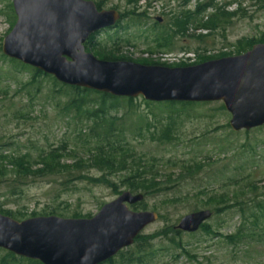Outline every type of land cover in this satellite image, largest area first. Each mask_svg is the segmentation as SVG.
<instances>
[{
  "label": "rangeland",
  "instance_id": "obj_1",
  "mask_svg": "<svg viewBox=\"0 0 264 264\" xmlns=\"http://www.w3.org/2000/svg\"><path fill=\"white\" fill-rule=\"evenodd\" d=\"M87 1L101 2V10L128 14L115 29L97 33L95 42L112 51L113 58L135 64L186 67L224 55H240L252 44L264 43V0H139L136 4L126 0ZM204 6L209 8L203 11ZM186 15L189 19H185ZM15 21L11 0H0V153L15 157L28 154L30 162H35L41 152L65 148L74 153H64L60 166L74 168L70 175L99 177L95 169L86 165L75 170L78 160L88 158L73 145L77 143V131L85 124H79L72 116H61V105L56 104L63 103L64 98L51 94L49 79L38 78L34 85L23 88L31 73L2 54V41ZM205 24L210 28L202 29ZM220 105L215 102L170 109L159 104L146 106L142 98H137L132 104L122 103L116 114L122 117L130 108L131 114L124 119L128 143L137 155L157 160L158 181L169 188L128 207L162 216L140 234L143 238H156L161 231L168 234L148 241L155 257L153 264H264V239L258 242L248 237L233 244L242 225L243 233L250 228L237 210L219 206L221 210L215 214L214 206H204L211 195L235 191L249 206L252 199L264 205V128L248 134L232 132L228 126L230 116L219 109ZM170 124L171 135L177 141L155 142L150 134L154 133V126L160 134ZM197 163L204 164L202 171L194 177L181 176L182 167ZM35 168L40 169L41 165ZM4 172L5 178L0 179V207L24 218L16 221L29 219L32 214L47 217L50 212L63 219L74 215L78 219L91 218L103 205L127 191L122 182L127 172L107 177L116 189L70 177L66 184L67 179H62L66 174L61 173L30 177L26 186L12 193L8 184L14 178L13 168L4 163ZM245 184L254 185L258 191H241ZM202 210L213 212L203 229L194 234L169 235L182 217ZM174 244L182 249L174 250ZM132 250V246L123 250L122 257L116 256L113 264Z\"/></svg>",
  "mask_w": 264,
  "mask_h": 264
},
{
  "label": "water",
  "instance_id": "obj_2",
  "mask_svg": "<svg viewBox=\"0 0 264 264\" xmlns=\"http://www.w3.org/2000/svg\"><path fill=\"white\" fill-rule=\"evenodd\" d=\"M15 24L3 39L8 59L57 83L115 98L149 103L222 104L234 133L264 128V45L231 57L186 67L105 61L84 49L94 34L114 28L115 10L87 0H11ZM160 22V20H158ZM143 195L122 192L91 218L54 216L16 221L0 214V250L40 264H102L131 247L155 212L130 210ZM209 210L182 217L174 230L194 234Z\"/></svg>",
  "mask_w": 264,
  "mask_h": 264
},
{
  "label": "trees",
  "instance_id": "obj_3",
  "mask_svg": "<svg viewBox=\"0 0 264 264\" xmlns=\"http://www.w3.org/2000/svg\"><path fill=\"white\" fill-rule=\"evenodd\" d=\"M128 4H136L139 0H126ZM95 4V3H94ZM98 10H101V2L95 4ZM209 8L208 6L202 7V10ZM201 10L198 8V11ZM203 10V11H204ZM128 14H120V20L127 17ZM137 18L140 15H135ZM185 19H189L186 15ZM216 21V20H215ZM119 24V23H118ZM209 24L202 26V29H208ZM117 25L116 27H118ZM210 28V27H209ZM95 35H92L85 43L84 49L86 52H92L99 60L105 61H127L123 59L113 58V52L108 50L106 47L101 46L99 42H95ZM165 45H167L169 40H165ZM116 42L113 43L115 45ZM253 45V44H252ZM227 57V55L221 56V58ZM220 58V57H219ZM204 60L203 62H206ZM209 61V60H208ZM202 62V63H203ZM13 64L18 65L23 71L31 73V79L23 88L31 87L37 82L38 78H47L52 83V95H59V97L64 98V102L61 104V116L68 117L72 116V119L77 120L79 124H85L76 134V144H73L75 148H80L84 155L88 157L86 160H78L79 166L77 168H83L85 165L89 169H95L100 176L88 177L78 174L77 176L70 175L71 170L74 168H65L60 166V160L64 157V153H74L73 151H67L65 148L53 149L50 152H41L38 155V161L30 162V156L28 154L21 156H11L3 155L0 153V179L5 178L4 163L8 164L13 168L14 178L8 184V187L15 193V191L26 186V181L30 177H49L65 173L66 175L62 179H67L75 181H87L91 185H101L107 188L116 189V186L112 184L107 177L112 175L121 174L127 172L122 182L125 185L127 191L132 194H141L143 197H152L160 194L161 192L168 190L169 188L163 186L158 180L160 178L159 172L156 170L157 160L145 159L143 156L137 155L136 152L130 147L128 139L124 128V119L127 115H130V108L128 111L122 115V117L116 116L122 109L121 104H132L134 99L126 98H115L108 95L100 94L93 91H88L84 89L68 87L57 83L52 77L41 74L40 72L24 66L16 61H12ZM157 65V64H154ZM159 66V65H157ZM38 90V89H37ZM54 97V96H52ZM159 105H164L165 107H175L181 106H198L195 103H158ZM146 106H154L156 104L145 102ZM220 110H224L223 106L220 105ZM115 114V116H113ZM172 124L167 125L164 130L159 134L155 132L156 127L154 126V133H150L152 139L159 144L171 143L177 141L176 137L171 135L170 127ZM262 128L254 129L259 131ZM253 131V130H251ZM244 132L248 134L249 132ZM169 162V161H168ZM41 165L40 169H33L35 166ZM175 165V164H172ZM204 164L197 163L193 167L187 166L182 167V174L194 177L200 171L203 170ZM66 171H68L66 173ZM77 171V170H76ZM77 173V172H72ZM196 173V174H195ZM75 175V174H74ZM73 177V178H72ZM66 180V184L69 182ZM167 183H171L168 180ZM17 184L18 186H14ZM14 186V187H13ZM252 188V191H258L254 185H244L241 186V191ZM203 194V193H201ZM234 196L229 199V196ZM258 195L255 194L254 197ZM252 204L249 206V202L239 199L237 192H232L230 194H222L220 196L211 195L207 197L204 202V206H214L213 212L217 214L221 209L217 208L222 206L224 210H237L238 214L243 217L244 224L250 228L246 233H243V225L241 229L235 234L233 244L245 240L249 237L250 240L256 239L258 242L264 239V205L263 202H255L252 199ZM254 209H257L255 211ZM212 212V211H211ZM212 212V213H213ZM0 214L10 217L13 220H22V216L19 213H13L10 210H4L0 207ZM48 216H59L55 212H50ZM159 216V215H158ZM34 218L35 215L30 216ZM71 219H78L77 216H72ZM158 219H162L160 216ZM204 225L200 227L203 229ZM169 235L174 234L178 236L180 232L174 229L169 230ZM160 236L167 237L166 231H161L156 233L155 237ZM154 236L143 238L138 236L134 241V264H153L154 258L152 252L149 250L150 240L156 239ZM229 239V238H227ZM174 242L173 240H170ZM230 242V243H232ZM175 243V242H174ZM175 245V246H174ZM174 250H181L182 248L178 244H174ZM120 253L119 255H121ZM118 255V256H119ZM122 257V255H121ZM132 252L126 255V257L121 258L120 262L117 264H131ZM173 257V254L170 256ZM172 262V261H171ZM0 264H40L36 261L26 260L23 258H18L13 254L0 250ZM102 264H113V259H110Z\"/></svg>",
  "mask_w": 264,
  "mask_h": 264
},
{
  "label": "flooded vegetation",
  "instance_id": "obj_4",
  "mask_svg": "<svg viewBox=\"0 0 264 264\" xmlns=\"http://www.w3.org/2000/svg\"><path fill=\"white\" fill-rule=\"evenodd\" d=\"M115 28H116V27H115ZM115 28H114V29H115ZM259 44H260V45H264V43H254L253 45L250 46V49H249L248 51H250L251 48H252L253 46H255V45H259ZM248 51H246V52H248ZM246 52H244V53H246ZM244 53H242V54H244ZM242 54H240V55H242ZM234 56H238V55H234ZM227 57H228V56H227ZM230 57H231V56H230ZM132 247H133V250H132V255H133V257H132V260H131L130 262H131V264H134V243H133ZM120 253H122L121 255H123V250L120 251L116 256H118ZM121 255H120V256H121ZM116 256H115V257H116ZM115 257H114V258H115ZM114 258H112V259H114Z\"/></svg>",
  "mask_w": 264,
  "mask_h": 264
}]
</instances>
